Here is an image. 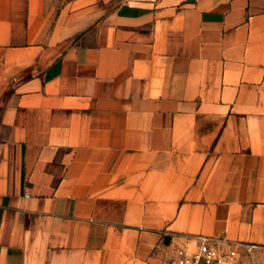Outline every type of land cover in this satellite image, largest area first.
I'll return each instance as SVG.
<instances>
[{
  "label": "crops",
  "instance_id": "obj_1",
  "mask_svg": "<svg viewBox=\"0 0 264 264\" xmlns=\"http://www.w3.org/2000/svg\"><path fill=\"white\" fill-rule=\"evenodd\" d=\"M264 250V0H0V264Z\"/></svg>",
  "mask_w": 264,
  "mask_h": 264
},
{
  "label": "built area",
  "instance_id": "obj_2",
  "mask_svg": "<svg viewBox=\"0 0 264 264\" xmlns=\"http://www.w3.org/2000/svg\"><path fill=\"white\" fill-rule=\"evenodd\" d=\"M251 249L226 239L199 236L177 248L162 264H239L241 252Z\"/></svg>",
  "mask_w": 264,
  "mask_h": 264
},
{
  "label": "rangeland",
  "instance_id": "obj_3",
  "mask_svg": "<svg viewBox=\"0 0 264 264\" xmlns=\"http://www.w3.org/2000/svg\"><path fill=\"white\" fill-rule=\"evenodd\" d=\"M239 264H264V250L251 249L241 252Z\"/></svg>",
  "mask_w": 264,
  "mask_h": 264
}]
</instances>
